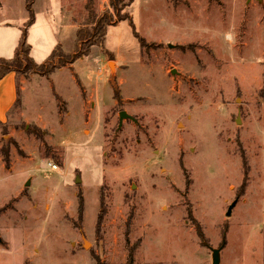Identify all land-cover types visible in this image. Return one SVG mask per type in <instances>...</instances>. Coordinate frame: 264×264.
<instances>
[{"label":"rangeland","instance_id":"1","mask_svg":"<svg viewBox=\"0 0 264 264\" xmlns=\"http://www.w3.org/2000/svg\"><path fill=\"white\" fill-rule=\"evenodd\" d=\"M25 2L0 0V58L14 54ZM85 2L32 1L35 62L75 50ZM126 10L103 50L32 74L21 100L43 138L27 133L20 94L0 123V264H213L218 248V264H264V0ZM16 94L2 78L1 121Z\"/></svg>","mask_w":264,"mask_h":264},{"label":"trees","instance_id":"2","mask_svg":"<svg viewBox=\"0 0 264 264\" xmlns=\"http://www.w3.org/2000/svg\"><path fill=\"white\" fill-rule=\"evenodd\" d=\"M32 1L33 0H26L25 2V7L29 16L25 23V28H23L21 32V36L14 50L13 56L10 58H0V79L9 72H14L19 75L21 74L26 77L32 74H38L39 76L48 78L51 72H53L56 68L58 69L69 65L76 59L87 55L92 46H98L103 50L104 36L107 27L109 25L115 24L118 21L130 18L126 8L133 0H108L109 7L106 8V10L101 14L96 13L94 10L92 0H86L85 8L87 14L84 17L81 27L77 29L75 50L71 53H68L63 51V49L58 45L51 53L50 59L44 63H37L34 61L30 55V45L26 42V27L34 19V14L31 8ZM130 25L133 31V23L131 22ZM139 43L141 46H143V39H139ZM17 102L18 99L15 105ZM24 126H26V124H24ZM26 131L27 133L31 134L34 132L38 138H43L45 136V131L35 124H27ZM9 152V147H0V154L5 169H9L11 163ZM98 223H100V220ZM97 264L102 263L99 262Z\"/></svg>","mask_w":264,"mask_h":264},{"label":"crops","instance_id":"3","mask_svg":"<svg viewBox=\"0 0 264 264\" xmlns=\"http://www.w3.org/2000/svg\"><path fill=\"white\" fill-rule=\"evenodd\" d=\"M71 64H69L70 66ZM65 67V66H63ZM62 68V67H61ZM60 69V68H59ZM36 75H29L28 77L24 76V75H19V74H16L14 72H9L5 75V77L3 76L2 78H9V81L14 78L15 79V90L17 91V94H16V97H15V101L14 103L9 107L8 111H7V114H6V120L5 121H1L0 120V123H5L8 121L9 119V116H10V113L11 111L13 110L14 106H15V103L17 101V99H19V94H20V105H19V108L17 109L20 113V116L23 120H26L27 122H34V121H31V118L30 116L26 113L27 111V108L29 107L24 101L21 100V96L23 95V93L26 91L27 87L29 85H32V83L37 79L39 80L40 78H46V77H40V78H36L34 79ZM1 78V79H2ZM0 79V80H1ZM49 79V77L47 78ZM17 80H18V83H17ZM27 83V84H26ZM26 84V85H25ZM19 89V90H18ZM11 91V90H10ZM35 93L33 95L30 96V91L26 92V98L25 99H29L32 102H34V97ZM14 96V94H13ZM11 117V116H10ZM38 119L39 121H43L42 118L40 116H38ZM39 121H36V123L34 122V124H36L37 126L41 127V128H45L43 127V123H39ZM29 124V123H27Z\"/></svg>","mask_w":264,"mask_h":264},{"label":"water","instance_id":"4","mask_svg":"<svg viewBox=\"0 0 264 264\" xmlns=\"http://www.w3.org/2000/svg\"><path fill=\"white\" fill-rule=\"evenodd\" d=\"M212 251H213L212 263L213 264H218V261H219V255H218L219 248L218 249H213Z\"/></svg>","mask_w":264,"mask_h":264},{"label":"built area","instance_id":"5","mask_svg":"<svg viewBox=\"0 0 264 264\" xmlns=\"http://www.w3.org/2000/svg\"><path fill=\"white\" fill-rule=\"evenodd\" d=\"M52 168L56 169V165H52Z\"/></svg>","mask_w":264,"mask_h":264}]
</instances>
